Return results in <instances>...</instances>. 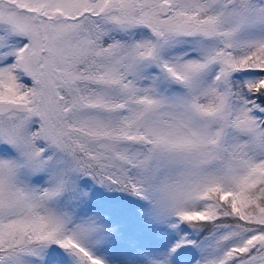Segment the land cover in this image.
Returning <instances> with one entry per match:
<instances>
[{"label":"snow or ice","instance_id":"snow-or-ice-1","mask_svg":"<svg viewBox=\"0 0 264 264\" xmlns=\"http://www.w3.org/2000/svg\"><path fill=\"white\" fill-rule=\"evenodd\" d=\"M0 264H264V0H0Z\"/></svg>","mask_w":264,"mask_h":264}]
</instances>
